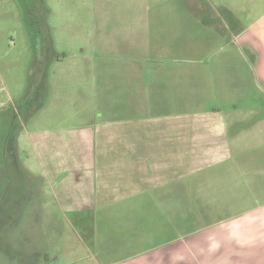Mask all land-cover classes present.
<instances>
[{
    "label": "crops",
    "instance_id": "crops-1",
    "mask_svg": "<svg viewBox=\"0 0 264 264\" xmlns=\"http://www.w3.org/2000/svg\"><path fill=\"white\" fill-rule=\"evenodd\" d=\"M151 8L124 28L155 51L133 39L89 64V120L28 131L14 109L0 114V172L18 167L32 189L18 155H33L61 208L95 217L93 264H264V0ZM124 28L93 26L106 46ZM37 62L19 101L28 122L54 89ZM11 101L0 96V112Z\"/></svg>",
    "mask_w": 264,
    "mask_h": 264
},
{
    "label": "rangeland",
    "instance_id": "rangeland-1",
    "mask_svg": "<svg viewBox=\"0 0 264 264\" xmlns=\"http://www.w3.org/2000/svg\"><path fill=\"white\" fill-rule=\"evenodd\" d=\"M153 2L0 0V64L10 69V72L1 69L0 96L14 100L0 114L12 116L14 109L16 123L25 124L28 131L72 127L89 120L84 116L88 102L79 98L82 93L90 96L93 84L87 72L89 64H103L104 55L108 54L105 50L120 55L129 52L135 35L128 34L135 29L124 25L136 19L144 20L147 14L154 17ZM31 20L34 26L27 28ZM97 22L106 23L109 30L111 24L124 28L127 40L119 45L111 42L104 45L93 29ZM134 44L146 53L156 50L149 41L145 45ZM33 57L38 58L34 66L38 72H44L48 62V81L54 93L31 111L29 116L33 121L28 122L19 101L23 91L30 88L27 74ZM49 58L53 60L47 61ZM120 63L119 57V61L111 62V69L118 70ZM42 89L45 90V85ZM20 150L18 162L31 172L33 188H29L30 182V186L27 181L24 184L18 167L15 173L6 164L0 172V264H93L96 253L89 240L94 238L95 217L87 209L74 213L66 205L61 208L52 197V188L43 177L39 163L29 152L24 155V149Z\"/></svg>",
    "mask_w": 264,
    "mask_h": 264
},
{
    "label": "trees",
    "instance_id": "trees-1",
    "mask_svg": "<svg viewBox=\"0 0 264 264\" xmlns=\"http://www.w3.org/2000/svg\"><path fill=\"white\" fill-rule=\"evenodd\" d=\"M34 22L31 20V21H29V24L31 25V27L32 26H34V24H33ZM36 35V34H35Z\"/></svg>",
    "mask_w": 264,
    "mask_h": 264
},
{
    "label": "flooded vegetation",
    "instance_id": "flooded-vegetation-1",
    "mask_svg": "<svg viewBox=\"0 0 264 264\" xmlns=\"http://www.w3.org/2000/svg\"><path fill=\"white\" fill-rule=\"evenodd\" d=\"M27 22V21H26ZM29 23V22H28Z\"/></svg>",
    "mask_w": 264,
    "mask_h": 264
}]
</instances>
